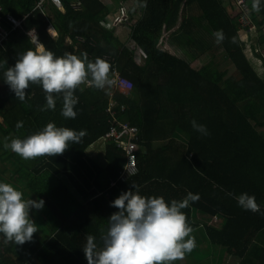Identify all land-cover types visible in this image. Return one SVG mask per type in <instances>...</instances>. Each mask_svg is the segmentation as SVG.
I'll return each mask as SVG.
<instances>
[{
    "label": "trees",
    "instance_id": "obj_1",
    "mask_svg": "<svg viewBox=\"0 0 264 264\" xmlns=\"http://www.w3.org/2000/svg\"><path fill=\"white\" fill-rule=\"evenodd\" d=\"M61 1L64 10L53 6L44 16L36 7L38 0H0L6 26H11L7 14L24 18L0 44V182L21 191L24 200L44 201L42 209H30L38 229L31 241L6 243L0 233V264H88L83 251L87 236L93 235L103 247L101 229L107 230L108 218L118 211L111 202L122 192L135 191L133 184L141 196L163 197L169 206L189 192L198 193L200 199L181 210L193 232L209 240L214 251L220 250V258L225 254L237 264H264V74L245 51L239 13L232 15L225 0H143L142 16L129 26L126 42L108 19L129 0H81L84 7L75 6L76 0ZM245 2L249 18L264 28V0L259 12L251 10L252 0ZM82 19H99L102 25L79 39L72 29ZM51 22L59 31L56 39L47 32ZM126 23L129 17L120 28ZM32 29L55 57L70 53L83 58L87 53L89 61L99 57L109 62V74L116 68L131 80V93L83 84L74 92L75 119L61 115L62 94H53L55 110L41 111L46 93L39 84L30 82L20 101L4 81V72L19 54L35 50L28 34ZM217 30L225 35L220 44L213 35ZM165 42L179 45L175 47L182 56L164 47ZM212 43L233 62L238 78L212 61L200 65L201 56L215 47ZM258 46L264 48V36L251 44L264 69ZM192 120L205 125L209 134L195 131ZM18 121L22 128L16 127ZM49 122L87 134L55 157L25 160L4 148L5 142L23 140ZM123 124L136 128L130 138L136 144L132 154L124 141L114 138L103 141L104 164L89 154L91 145ZM177 137L184 139V151L174 145ZM243 193L255 196L259 212L238 205L235 197ZM198 213L217 215L221 221L203 223Z\"/></svg>",
    "mask_w": 264,
    "mask_h": 264
},
{
    "label": "clouds",
    "instance_id": "obj_2",
    "mask_svg": "<svg viewBox=\"0 0 264 264\" xmlns=\"http://www.w3.org/2000/svg\"><path fill=\"white\" fill-rule=\"evenodd\" d=\"M251 10L260 11V0H252ZM213 35L217 44L225 39L222 30L215 31ZM231 42H236L235 37ZM81 55L83 58L70 53L55 57L52 51L46 50L36 40L35 50L19 54L15 65L7 68L4 81L20 101L25 100V90L30 82L41 85L46 93V105L41 111L55 110L56 96L53 94H62L61 115L65 119H75L77 112L74 106L78 98L74 92L77 88L88 84L103 90L113 83L109 78V62L99 57L92 62L88 60L87 53ZM191 124L202 135L209 134L205 125L195 120ZM16 127L22 128L23 122L18 121ZM86 134V130L76 132L49 122L42 131L23 140L13 138L10 143L5 142L4 148L11 149L25 160L45 155L55 157L65 152L69 142L80 143ZM133 187L135 191L122 192L111 202L118 211L108 218L107 230L101 229L103 247L98 246L93 235L87 236L83 251L88 264H172L182 260L196 247L195 237H190L193 228L181 210L198 201V193L189 192L183 200H173L169 206L163 197L146 198L139 194L137 185L133 184ZM22 196V192L11 184L0 182V233L4 234L6 243L23 245L31 241L38 230L29 212L33 208L42 209L44 201L24 200ZM235 198L244 210L260 211L254 195L243 193Z\"/></svg>",
    "mask_w": 264,
    "mask_h": 264
},
{
    "label": "rangeland",
    "instance_id": "obj_3",
    "mask_svg": "<svg viewBox=\"0 0 264 264\" xmlns=\"http://www.w3.org/2000/svg\"><path fill=\"white\" fill-rule=\"evenodd\" d=\"M230 2H231V5L229 6L228 1L225 0V4L228 5V8L231 11V14L237 15V13H239V9L236 7V4L234 5L235 1L231 0ZM237 21L243 26L244 23L248 22V19L241 18L240 15H238ZM100 22L101 21L99 19L93 20L94 24H92V27L90 30L91 31L92 30L99 31V29L102 25ZM98 23H100V24H98ZM249 24L253 25L252 28L251 29H246V28L240 29V35H241L242 39L245 42H247L245 51L247 52L248 57L251 59L252 63L257 68V70L264 74V69L262 67V61L260 58L255 56V54H254L255 52H253V49L251 47L252 43H259L260 42V38L262 36H264V28H261L260 25L256 24L255 21H253V20L251 22V19L249 20ZM121 33H125L124 35L126 36V34L128 33V30L123 28ZM128 40H129V38L125 37V41L127 42ZM166 44L167 43L165 42L164 47ZM212 44L215 47L213 49H211L209 52H207L206 54L202 55L199 62H201L203 64V62L208 63V62L212 61V63L218 69L225 70L229 76H234V78H238L239 77L238 72H237L233 62L225 56V53L223 51L217 50L216 44H214V43H212ZM166 47L168 48L169 51H171L173 53H177L178 55L182 56V53L181 52L179 53L178 48L173 47V46L170 47V46H168V44L166 45ZM257 51H258V53H260L264 56V48H261L260 46H258ZM141 57H143V55H141ZM26 105L31 106L28 103ZM103 144H104L103 141H101V142L97 141L93 145H91L88 149L89 154L92 157L97 158L101 162L104 161L105 148H104ZM184 150H185V147H184ZM29 216H30V219H32L33 221L36 218V215L32 210L29 212ZM205 222H207V220ZM191 236L195 237L196 247L190 253H186L182 260H176V261L172 262V264H212L214 262H219V260H227V262L225 264H237V263H235L236 262L235 258L231 257L229 259H226L225 254H222L223 257L220 258V254H221V253H219L220 250H219V252L217 250L214 251L210 245L209 240H207L205 237L201 236V234H199L198 232H192L190 234V237Z\"/></svg>",
    "mask_w": 264,
    "mask_h": 264
},
{
    "label": "built area",
    "instance_id": "obj_4",
    "mask_svg": "<svg viewBox=\"0 0 264 264\" xmlns=\"http://www.w3.org/2000/svg\"><path fill=\"white\" fill-rule=\"evenodd\" d=\"M47 0H38L36 7L40 8L41 10H43V4L44 2H46ZM53 3H55L58 6L62 5V1L61 0H51ZM77 6H82L83 7V3L81 1H78ZM236 7L239 9V15L241 18H246L248 19V22L244 23L243 26L241 25V29H251L253 25L249 24V15H248V6L245 2V0H237L236 1ZM135 8L134 4L130 3L127 4L126 6H124L122 8V10L116 15L115 17V23L116 24H120L124 19L125 16L128 12V10H133ZM0 10H1V6H0ZM142 15V13H140V16ZM7 20L11 23V27H7L5 25V23L3 22L2 18L0 17V44H2V42L8 38V36L10 35V33L12 31H14L16 28L21 27L24 18H16L14 15L12 14H7ZM252 22V20H251ZM123 27V26H122ZM49 28H51V32H49ZM49 34L52 37H56V31L54 30V28L52 26H48L47 28ZM28 34L33 38V40L36 42H38L37 39V35L35 30H30L28 31ZM109 78L113 81L111 86H114L116 88H118L122 93L124 94H130L132 89H133V83L131 82V80L122 75L120 72H118L116 70V68L112 71L111 74H109ZM122 129H119L118 126H113L107 133L106 135H104L103 137V141H105L106 143L111 142V138L116 139L117 141H124L123 143L125 144V148L128 154H132L135 149H136V144L134 142H132L130 140L131 135L135 134L136 128L129 126L128 124H123ZM128 133H131L128 135Z\"/></svg>",
    "mask_w": 264,
    "mask_h": 264
},
{
    "label": "crops",
    "instance_id": "obj_5",
    "mask_svg": "<svg viewBox=\"0 0 264 264\" xmlns=\"http://www.w3.org/2000/svg\"><path fill=\"white\" fill-rule=\"evenodd\" d=\"M78 1H81V0H76V1H74V5L75 6H77L76 4H77V2ZM107 3H110L111 1H112V3L114 2L113 0H105ZM82 2V1H81ZM143 2V0H129L127 3H125V6L127 5V4H130V3H132V4H134V6H135V8L133 9V12H129V14H128V12H127V14H126V16H125V18L126 17H129V22L130 23H126L128 26H126V24H124L123 26H126V27H124L125 29H129V26H132L133 27V23H135L136 21H137V19L140 17V13H141V3ZM83 3V2H82ZM53 6H56V7H58V8H60V9H62V10H64V7H63V3H62V5L61 6H58V5H56L55 3H53L51 0H47L46 2H44V4H43V10H42V12L44 13V16H47V9H48V11H49V9L51 8V7H53ZM83 7H84V4H83ZM136 11V12H135ZM118 14V12H113V14H111L110 16H109V19H108V25L109 26H114V25H116V30H117V33H119L120 35H123L124 37H126L124 34L125 33H121V31L123 30V27H121L120 28V24H116L115 23V17H116V15ZM142 16V15H141ZM77 23V26L76 27H73V29H72V33L75 35V32L77 33V37L79 38V39H83V38H85V37H87V36H89V35H91L93 32H96L97 30H90L91 29V27H92V24H94L93 23V20H79V21H77L76 22ZM99 24V23H98ZM49 25L50 26H52L53 28H54V30L56 31V37H52V36H50V37H52L53 39H56L57 37H58V29L56 28V26L51 22V23H49ZM48 25V26H49ZM91 25V26H90ZM90 26V27H89ZM8 27V26H7ZM11 27V26H10ZM117 28H120V29H117ZM33 30H35V29H33ZM35 32H36V35H37V39H38V43H41V44H43V42L42 41H40V39H39V36H38V33H37V31L35 30ZM47 32H48V30H47ZM48 34H49V32H48ZM85 34V35H84ZM36 43V42H35ZM44 45V44H43ZM45 46V45H44ZM168 46H173V47H175V46H179V45H175V43L174 44H172V43H168ZM177 48V47H176ZM47 50V49H46ZM181 51L179 50V53H180ZM173 53V52H172ZM174 54H176V55H178L177 53H174ZM138 60L140 61V57L138 58ZM200 65L202 66L203 64H201V62H200ZM196 66H198V64H196ZM29 109V108H28ZM0 120L2 121V117H0ZM98 141H103V139H100V140H98ZM174 143V145L179 149V150H181V151H184V147H185V141H184V139H180V138H176V140H175V142H173ZM105 153V152H104ZM101 162V161H100ZM103 164H104V162H102ZM192 211H194L193 209H192ZM34 212V211H33ZM198 215H199V213H198ZM215 216H217V215H215ZM215 216H212V215H199V219H200V221L201 222H203V223H208V224H214V225H218L219 224V222L221 221L218 217H217V219L215 220ZM207 220V222H205ZM227 262V261H226Z\"/></svg>",
    "mask_w": 264,
    "mask_h": 264
}]
</instances>
